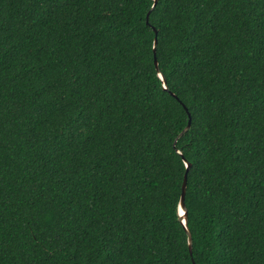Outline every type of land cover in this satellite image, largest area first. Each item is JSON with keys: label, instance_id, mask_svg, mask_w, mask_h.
<instances>
[{"label": "trees", "instance_id": "1", "mask_svg": "<svg viewBox=\"0 0 264 264\" xmlns=\"http://www.w3.org/2000/svg\"><path fill=\"white\" fill-rule=\"evenodd\" d=\"M0 264H264V0H0Z\"/></svg>", "mask_w": 264, "mask_h": 264}, {"label": "water", "instance_id": "2", "mask_svg": "<svg viewBox=\"0 0 264 264\" xmlns=\"http://www.w3.org/2000/svg\"><path fill=\"white\" fill-rule=\"evenodd\" d=\"M155 1L156 0H154V3H155ZM146 22H147V20H146ZM156 42L157 41H156V35H155L154 42H153V52L155 51ZM153 64L157 68V61H156L155 57H153ZM159 77H160V79L162 81L163 89L166 90V84H165L164 78L161 75H159ZM188 128H189V120H188V123H187L186 127L180 133V135H182L184 132H186L188 130ZM185 165H186V171H187L189 169V164L185 163ZM185 188H186V174L184 175L183 183H182V186H181V193H180L179 204H178V215H179L181 223L183 225L185 224V221H186V211H185V206H184ZM187 238H188L187 239L188 248H189V251H190L191 250V237H190V234L188 232H187Z\"/></svg>", "mask_w": 264, "mask_h": 264}, {"label": "snow or ice", "instance_id": "3", "mask_svg": "<svg viewBox=\"0 0 264 264\" xmlns=\"http://www.w3.org/2000/svg\"><path fill=\"white\" fill-rule=\"evenodd\" d=\"M183 214V213H182Z\"/></svg>", "mask_w": 264, "mask_h": 264}]
</instances>
